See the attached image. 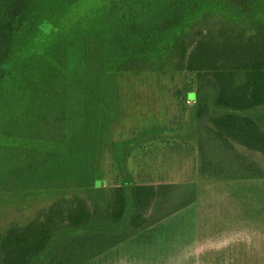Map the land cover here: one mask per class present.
<instances>
[{
  "label": "trees",
  "instance_id": "trees-1",
  "mask_svg": "<svg viewBox=\"0 0 264 264\" xmlns=\"http://www.w3.org/2000/svg\"><path fill=\"white\" fill-rule=\"evenodd\" d=\"M135 1L138 10L118 14L98 0L88 25L67 27L60 18L77 0H0V192L7 184L18 185L22 174L25 186L101 185L85 178L96 153L98 121L105 116L106 101L95 98L104 77L98 72L113 63L107 57L114 42L102 36L127 22L157 21L177 0ZM256 23L257 28L248 25L238 33L202 27L183 52L182 70L198 84L207 83L187 95L198 102L197 115L210 106L220 111L207 123L211 133L264 155V128L254 118L264 106V19ZM253 170L250 174L260 175ZM200 172L220 177L203 167ZM190 186L195 188L129 180L103 191L102 204L80 198L53 203L26 226L0 236V264H87L188 206L195 191L189 197L175 191Z\"/></svg>",
  "mask_w": 264,
  "mask_h": 264
},
{
  "label": "rangeland",
  "instance_id": "rangeland-1",
  "mask_svg": "<svg viewBox=\"0 0 264 264\" xmlns=\"http://www.w3.org/2000/svg\"><path fill=\"white\" fill-rule=\"evenodd\" d=\"M97 1L72 3L60 24L88 25L99 8ZM106 1L118 14L139 9L135 0ZM208 1L177 0L157 21L127 22L102 36L114 42L107 57L113 63L98 72L104 77L95 87V98L106 101L105 116L98 121L96 153L85 178L101 185L25 186L22 174L18 185L7 184L9 190L0 192V236L11 227L26 226L58 201L80 198L91 206L102 204L103 191L129 180L191 183L195 188L175 191L185 197L195 191L188 206L138 230L87 264H264V155L236 143L230 146L211 133L207 123L220 111L210 106L197 115L198 102L187 95L207 83L198 84L193 74L182 70L183 52L202 27L237 33L248 25L257 28L256 21L264 19V0ZM206 93H199V98ZM254 116L264 128V106ZM202 167L208 175L220 177L206 176ZM253 168L260 175L250 174ZM226 173L235 176L221 177Z\"/></svg>",
  "mask_w": 264,
  "mask_h": 264
}]
</instances>
